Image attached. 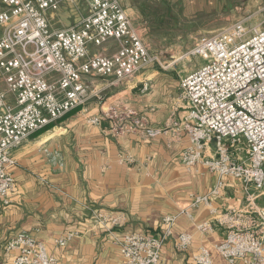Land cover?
Masks as SVG:
<instances>
[{
	"label": "built area",
	"instance_id": "2783aa9c",
	"mask_svg": "<svg viewBox=\"0 0 264 264\" xmlns=\"http://www.w3.org/2000/svg\"><path fill=\"white\" fill-rule=\"evenodd\" d=\"M64 3H83L88 11L72 25L55 28L52 19ZM204 62L180 78L188 103L186 120L190 145L181 154L185 165H205L219 176H233L244 189L253 186L264 194V20L257 27L237 20L209 36L201 37L188 53ZM151 52L120 0H0V196L15 189L10 167L16 164L12 149L24 139L84 107L92 97L94 80L127 84L145 66L161 65ZM3 84V86H2ZM145 87L147 85L145 84ZM111 118L124 122L134 111L112 106ZM92 123L101 118L92 115ZM121 124L115 127L118 132ZM212 154H206L211 143ZM242 151L245 154H242ZM223 186L220 179L206 194L194 195L190 207L210 204ZM214 211V210H212ZM242 213L224 212L218 221L228 225L215 250L230 263L264 264V207L258 210V228L240 221ZM97 221L114 227L124 220L94 212ZM178 215L163 218L160 235L133 232L114 239L121 264H166L160 251L172 236ZM209 233L212 222L197 223ZM74 236L65 234L56 245ZM177 248L186 250L192 235L182 232ZM15 254L10 264H58L44 241L26 231L17 232L2 245ZM196 264H214L212 251L201 246ZM0 264H8L0 259Z\"/></svg>",
	"mask_w": 264,
	"mask_h": 264
},
{
	"label": "crops",
	"instance_id": "0c3cea01",
	"mask_svg": "<svg viewBox=\"0 0 264 264\" xmlns=\"http://www.w3.org/2000/svg\"><path fill=\"white\" fill-rule=\"evenodd\" d=\"M77 4L64 3L60 8ZM180 78L174 72L153 70L138 74L125 87L111 84L110 79L94 80L95 99L89 105L76 108L12 149L15 189L7 198L0 196L2 261L10 264L15 254L3 253L1 245L26 231L45 242L58 264H121L115 238L133 232L160 235L163 218L179 214L172 236L161 248L162 262L196 264L194 256L206 246L214 264H244L242 260L230 263L215 250L228 227L218 218L224 212H241L242 223L254 219L253 227L258 228L264 194L253 186L244 189L233 176L221 178L203 164L183 163L181 154L190 140L188 103ZM103 90L106 100L100 102ZM112 106L127 107L135 114L126 122L111 118L107 112ZM92 115L99 116L100 122H90ZM214 151L212 142L206 154ZM220 179L221 191L209 205L190 207L191 215L180 214L194 195L208 193ZM97 211L125 218L116 227L103 226L95 218ZM204 221L213 223L212 232L197 229L196 224ZM182 232L192 235V243L183 251L177 248ZM68 233L74 234L68 243L56 245V239Z\"/></svg>",
	"mask_w": 264,
	"mask_h": 264
},
{
	"label": "rangeland",
	"instance_id": "374dc122",
	"mask_svg": "<svg viewBox=\"0 0 264 264\" xmlns=\"http://www.w3.org/2000/svg\"><path fill=\"white\" fill-rule=\"evenodd\" d=\"M120 1L142 39L150 46L151 52L162 57L161 65L159 63L149 64L143 67L136 76L142 72L159 70L174 72L180 78L204 62L199 56L188 55L201 37L212 35L240 19H245L250 27H257L264 20V0ZM87 11L88 8L83 3L62 7L52 19L53 26L55 28L68 27ZM124 84L119 85L125 87ZM105 92L106 90L100 91V102L106 100ZM93 99L95 98L92 97L87 105Z\"/></svg>",
	"mask_w": 264,
	"mask_h": 264
},
{
	"label": "trees",
	"instance_id": "16d2710c",
	"mask_svg": "<svg viewBox=\"0 0 264 264\" xmlns=\"http://www.w3.org/2000/svg\"><path fill=\"white\" fill-rule=\"evenodd\" d=\"M70 114H71V112H70L68 115H70ZM68 115H67V116H68ZM67 116H66V117H67ZM46 128H47V127H46Z\"/></svg>",
	"mask_w": 264,
	"mask_h": 264
}]
</instances>
